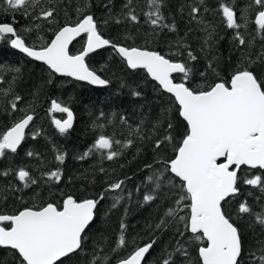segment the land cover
<instances>
[{"label":"snow or ice","instance_id":"snow-or-ice-1","mask_svg":"<svg viewBox=\"0 0 264 264\" xmlns=\"http://www.w3.org/2000/svg\"><path fill=\"white\" fill-rule=\"evenodd\" d=\"M6 3L14 10L30 7L32 12L37 13L35 20L48 24L58 23L57 16L62 10L54 0L53 6L47 8L42 6L44 0H6ZM60 3H65V0H60ZM167 4L168 0H149V11L145 16L146 22L152 26L153 39L159 31L165 29L173 33L178 31L174 20L166 22ZM253 6L258 8L254 21L257 31L255 35L249 34L250 38L246 39L245 32L241 30H247L248 13ZM91 7L92 0H80L73 9L79 13L76 22H65L55 30L48 29L53 33L52 38L45 41L38 36L39 46L26 43V38L14 26V18L12 23H0V42L7 40L12 48L35 61H42L54 73L100 86L108 85L110 80L90 69L86 57L97 49L110 46L127 68L143 69L158 83L160 90L171 94L178 105V116L186 122V131L180 133L179 122L174 123L168 118L169 109H161L152 125V132L155 134L156 129L161 128L164 135L155 140L154 149L171 146L175 155L158 159L157 163L162 165L161 168L145 166L153 169L152 175L147 177L152 183V189L143 199L145 202L159 199L162 204L171 200L173 206L164 211L155 228L162 231L172 226L183 237L184 231L176 227L177 224H182L183 229L191 233V242L198 245V255L193 258L189 251L190 242L181 243L178 239L174 249L171 252L165 251L162 255L160 264H245L244 232L239 221L247 215L253 218L254 225L260 226L264 231V210L253 212L252 206L247 200H243L236 208L237 219L234 220L229 206L240 192L241 181L264 193V178L261 175L243 179L238 175L241 166L264 170V43L255 56L252 54L257 38L264 42V0H250L243 9L236 6V0H220L219 11L223 22L228 29L234 30V46L240 50L239 60L232 69L231 76L227 78L221 75L218 56L212 57L204 71L194 73L189 62L196 61L198 57L190 50L191 46L184 37L175 41L177 50L168 54H161L147 46L128 44V40H134L131 35L125 37L124 43L116 42L119 37L105 38L103 25L110 21L120 24L122 17L124 21L133 24L141 22L133 0H125L119 16L113 14L111 0H108L103 4L107 10V16L103 19L91 12ZM202 8L204 12L209 11L206 0H193L189 16L198 25H203L205 35L201 51L211 52L218 41L215 40V27L206 24L200 16ZM32 12L25 11V17ZM42 29V24H35L33 27H26L25 31L35 30L39 33ZM81 36L86 37L84 45L79 52L73 54L69 46ZM145 44L147 45V41ZM172 46L169 44L170 48ZM185 53L186 60L174 59ZM14 71L19 74L21 69L17 67ZM174 73L182 74L180 82L174 81ZM193 75L201 77L202 83L193 86ZM16 80L17 77H13L6 89L0 88V97L14 93ZM2 83L3 76H0V84ZM134 95L141 96L142 93L134 92ZM21 99L19 94H15L10 101L11 111L17 110V102ZM0 103L3 101L0 100ZM49 111L67 114L66 119L54 120L61 134L72 128L74 117L70 108L52 100ZM5 113L10 115L7 109L0 115ZM103 115L101 112V116ZM33 119L32 114H27L3 132L0 136V159L9 152H17L25 140V129ZM121 122L127 123V120L121 118ZM143 123L141 121L132 132L140 140L150 139V136L143 135ZM93 127L103 128V125ZM177 136L182 138L177 140ZM133 144L132 139L123 143L114 137L100 134L88 151L78 158L85 159L94 151L104 155V150H107L106 159L111 161ZM114 145L118 149L114 150ZM27 155L33 156L34 153L28 152ZM55 159L62 164L65 155L58 153ZM101 171L104 169L101 168ZM10 172L11 169L0 172V175L8 176ZM17 175L24 182V187L31 188L39 184L24 168H20ZM43 175L48 178L45 183L52 181L58 184L63 178V172L59 168ZM126 179L128 178L109 184L106 192H122ZM104 199L105 193H100L97 198L82 200L67 195L59 206L55 202H48L24 207L14 214H0V248L8 253L0 256V264H78V257L86 247L87 230L96 218L98 205ZM112 199L111 209H115L123 197L118 194ZM186 201L190 203H185ZM185 207L190 209V214L180 215ZM261 207L264 209V205ZM127 227L122 220L116 246L105 252L103 247L97 245L88 264H109L113 256V264H146L145 257L156 240L151 239L142 246L136 245L130 253L122 256L120 251L128 246L125 235ZM255 243L258 247L248 250L247 254L252 264H264V239L257 238Z\"/></svg>","mask_w":264,"mask_h":264},{"label":"trees","instance_id":"trees-1","mask_svg":"<svg viewBox=\"0 0 264 264\" xmlns=\"http://www.w3.org/2000/svg\"><path fill=\"white\" fill-rule=\"evenodd\" d=\"M54 2L60 4L62 10L57 16L58 23L48 24L45 21L35 20L37 13L32 12L30 7L14 10L7 5L6 0H0V23H12L14 18L16 21L14 26L19 34L26 38V43H35L39 46L38 36L43 37L45 41L51 39L53 33L48 29L55 30L65 22L75 23L79 15L73 9L80 0H65V3L54 0ZM107 2L108 0H92L91 12L102 19L105 18L107 10L103 4ZM249 2L250 0H236V6L243 9ZM124 3L125 0H111L114 15L119 16ZM192 3L193 0H168L165 9L168 17L166 22L171 23L174 20L178 29L175 33L165 29L159 31L153 39L152 26L146 22L147 17L145 16V13L149 11V0H133V6L141 22L133 24L120 17L122 20L120 24L110 21L103 25V34L105 38L119 37L116 40L117 43H124L125 37L131 35L134 40H128V44L139 47L147 46L160 51L161 54L175 52L177 50L175 41L184 37L191 46L190 50L198 57L196 61L189 62L194 73L204 71L212 57L218 56L221 75L226 78L230 77L232 69L239 60L240 50L234 46V30L228 29L223 22L219 11L220 0H206L209 11L204 12L202 8L200 13L206 24L215 27V40L218 43L211 52L201 51L205 33L202 30L203 25H198L189 16ZM42 6L45 8L53 6V0H44ZM25 11L32 12V14L26 18ZM257 11V6H253L248 13V28L241 30L245 32L246 39L250 38L249 34H256L257 26L254 21ZM35 24L43 25L39 33L35 30L25 31L26 27H33ZM85 39L86 37L79 39L70 51L73 54L79 52ZM262 43L264 42L257 38L256 47L252 49L253 56L260 51ZM169 44L173 46L170 48ZM174 59L186 60L187 55L185 53ZM87 63L89 68L97 71L102 78L110 80L107 87L95 88L60 77L47 66L13 49L7 40L0 42V76H3L4 80L0 88L6 89L12 78L17 77L14 93L7 97H0L3 101L0 103V113L5 112V109L10 112V115L6 113L0 115V136L23 116L27 114L34 116L19 150L16 153L9 152L0 159V172L11 169L8 176L0 175V214H14L23 210L24 207H31L34 204L43 205L48 202H55L59 206L67 195L82 200L97 198L100 193H105V199L97 207L96 218L87 230L86 247L78 257V264H88L97 245L103 247L105 252L115 247L122 220L128 226L125 234L128 246L120 251V255H127L136 245L142 246L151 239H155L156 243L150 249L145 261L146 264H160L165 251L171 252L179 239L181 243L190 242L189 251L195 258L198 255V245L191 242V233L183 229L182 224H177L176 227L184 231L183 237H180L176 228L172 226L162 231L155 228L164 211L173 206L171 200L162 204L159 199L151 202H145L143 199L152 189V183L147 180V177L152 175L153 169L145 166L153 165L154 168H161L162 165L157 163L158 159H167L175 155L171 146L154 149L155 140L164 135L161 128H157L155 134L152 132V125L161 109H169L168 118L174 123L179 122L180 133L186 131V122L177 114L178 105L174 97L160 90L158 84L151 80L144 70L127 68L111 47L91 55ZM17 67L21 69L19 74L14 71ZM181 76H174V81L180 82ZM192 79L193 86L202 83V78L198 75H193ZM134 92H141L142 95L136 96ZM15 94H19L22 99L17 102V110L11 111L10 101L13 100ZM52 100L70 108L73 113L74 125L67 133L61 134L55 126V119L63 120L67 116L66 113L49 111ZM121 118H125L127 123H122ZM141 121L144 122L143 135L150 136V139L140 140L133 134L132 129ZM93 125H103V128L93 127ZM100 134L114 137L123 143L132 139L134 144L124 149L122 155L111 161L106 159L107 150H104V155L99 151H94L85 159H79L78 157L88 151ZM181 138L177 136V140ZM115 149H118V146L114 145ZM28 152H33L34 155L29 156ZM58 153L65 155V161L62 164L55 159ZM20 168L29 171L30 175L39 181V184L31 188L24 187V182L20 181L17 175ZM57 168L63 172L61 181L58 184L52 181L45 183L48 178L43 173L55 171ZM101 168L104 169L103 172ZM238 175L242 179L252 178L254 175H261L264 178V171L241 167ZM126 177L128 179L122 186V192L120 190L106 192L109 184ZM239 186L240 192L231 200L229 206L234 220L237 219L236 208L243 200H247L253 212L264 210L261 207L264 205V193L251 185L243 184L242 181ZM118 194L122 195L123 199L117 208L111 209L112 198ZM257 197L260 199L257 200ZM185 203H190V201ZM189 214L190 209L187 207L180 212L183 216ZM239 226L244 232L245 264H252L247 254L248 250L258 247L255 240L264 239V231L260 226L254 225L253 218L247 215L239 221ZM4 255H8L7 250L0 248V256ZM114 260L115 256L109 264H113Z\"/></svg>","mask_w":264,"mask_h":264},{"label":"water","instance_id":"water-1","mask_svg":"<svg viewBox=\"0 0 264 264\" xmlns=\"http://www.w3.org/2000/svg\"><path fill=\"white\" fill-rule=\"evenodd\" d=\"M83 37H85V36H81V37H78L75 41H73V43L69 46V49L71 50V48H72V46L79 40V39H81V38H83ZM110 46H105L104 48H102V49H97L96 50V52H94V53H91L90 55H89V57L91 56V55H93V54H95V53H97V52H99V51H101V50H103V49H106V48H109ZM14 49V48H13ZM16 51H18V52H20L18 49H15ZM20 53H22V52H20ZM23 55H25L26 57H28L26 54H24V53H22ZM29 59H31V60H33V61H35L33 58H31V57H28ZM87 59H88V57H86V63H87ZM35 62H37V63H40V64H43V65H45V66H47L46 64H44L42 61H35ZM48 67V66H47ZM51 70V69H50ZM132 70V69H131ZM138 70H143V69H138ZM56 75H58V76H60V77H65V78H69V79H71V80H73V81H77V82H80V83H83V84H87V85H89V86H92V87H95V88H104V87H107L108 85H104V86H100V85H92V84H89L87 81H78V80H76L74 77H66V76H62L61 74H58V73H55ZM176 75H182V74H180V73H174L173 74V77L174 76H176ZM150 77V76H149ZM151 78V77H150ZM152 80V79H151ZM154 81V80H153ZM154 82H156V81H154ZM157 83V82H156ZM158 84V83H157ZM166 93V92H165ZM167 94H169V93H167ZM169 95H171V94H169ZM172 96V95H171ZM66 116H67V114H66ZM74 117V116H73ZM30 125H31V122H30V124H29V127H30ZM73 125H74V119H73ZM56 126V125H55ZM28 127V128H29ZM73 127V126H72ZM28 128H26L25 129V133L27 132V130H28ZM57 128V127H56ZM58 129V128H57ZM70 130V129H69ZM23 144V142L21 143V145ZM21 147V146H20ZM19 147V148H20ZM19 148L17 149V151L19 150ZM241 167H246V168H248V169H251V168H249L248 166H241ZM251 170H261V169H251ZM262 171H264V170H262ZM239 173V172H238ZM93 224V223H92ZM91 224V225H92ZM90 225V226H91ZM148 256V254L146 255V257ZM146 257H145V259H146Z\"/></svg>","mask_w":264,"mask_h":264},{"label":"bare ground","instance_id":"bare-ground-1","mask_svg":"<svg viewBox=\"0 0 264 264\" xmlns=\"http://www.w3.org/2000/svg\"><path fill=\"white\" fill-rule=\"evenodd\" d=\"M67 118V117H66Z\"/></svg>","mask_w":264,"mask_h":264}]
</instances>
